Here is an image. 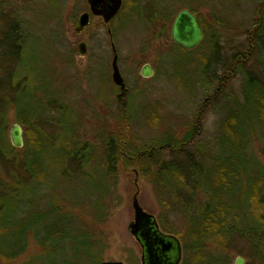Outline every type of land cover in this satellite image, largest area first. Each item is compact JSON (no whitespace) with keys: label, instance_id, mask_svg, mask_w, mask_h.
<instances>
[{"label":"rangeland","instance_id":"rangeland-1","mask_svg":"<svg viewBox=\"0 0 264 264\" xmlns=\"http://www.w3.org/2000/svg\"><path fill=\"white\" fill-rule=\"evenodd\" d=\"M121 5L120 13L108 25L109 35L102 18L97 16H91L81 31L74 30L77 17L88 10L86 0H0V29L11 24L22 28L27 42L24 55L30 61L23 71L37 87L44 88L47 83L50 86L46 97L37 103L41 105L37 129L40 149H45L41 152L44 166L60 160L62 149L78 148L76 136L80 143L92 145L86 148L85 173L77 171L74 181L80 186V200L85 202L98 195L99 186L114 182L107 199V219L95 227L101 232V261L141 264L140 245L128 229L134 217L132 198L136 194L142 209L156 219L161 208L151 184L137 167H126L122 158L109 179L105 181L101 177L104 168L101 154L105 149L102 143L114 144L116 136H121L128 143V149L136 152L149 146L175 143L190 133L191 140L183 149H199L200 152L194 150V158L211 162L218 151L222 117L232 99L239 96L241 87L240 74L229 76V47L245 42V33L251 30L258 13L264 21V0H134L133 4L132 0H122ZM160 7L170 18L164 32L157 34L161 22H149L148 16ZM182 8L199 16L207 31L224 23L217 29L220 33L218 56L211 51L205 36L192 50L173 44L170 26ZM146 23L151 27L147 28ZM80 42L85 44L84 53L79 52ZM111 42L126 84L121 100L116 99L117 90L109 79ZM144 64H149L153 71L149 77L140 74ZM252 65L248 61L246 68L252 69ZM202 67L206 68L205 73ZM54 101L57 108L49 114L42 113L46 104ZM8 119L7 135L16 123L13 111L9 112ZM25 128H21L23 145L14 149L17 152L25 149ZM253 149L264 165V144L254 141ZM167 153L163 157L170 158ZM64 167L72 169L67 164ZM69 173L70 177L74 175L73 171ZM64 185L68 197L72 196L73 181ZM40 192L43 196L38 205L42 207L46 201L43 197H49V192ZM73 199L70 197V201ZM79 213L87 215L85 208ZM84 214L80 218L89 221ZM176 227L183 230L184 221L176 223ZM174 236L181 248L179 264H183L187 257L183 243ZM64 245L63 257L67 264H77L80 258L74 256L71 244L67 241ZM236 250H224L228 259L230 252L231 264H235L237 257L247 264L246 256ZM40 253L41 249L31 240L26 253L9 264H39L41 260L35 258ZM53 261L55 264L56 259ZM79 264L96 263L82 259Z\"/></svg>","mask_w":264,"mask_h":264},{"label":"trees","instance_id":"trees-1","mask_svg":"<svg viewBox=\"0 0 264 264\" xmlns=\"http://www.w3.org/2000/svg\"><path fill=\"white\" fill-rule=\"evenodd\" d=\"M148 18L149 22H161L157 32L160 34L166 29L170 15L160 7L153 9ZM196 18L211 51L218 56L220 33L217 29L224 23L207 31L200 17L196 15ZM145 25L151 27L148 23ZM245 34L243 44L229 47V76L240 74L241 87L239 96L232 99L224 112L217 155L211 162L194 158V150L199 149H183L191 140L190 133L175 143L149 146L136 152L128 149V143L121 136H116L114 144L102 143L105 149H100L104 162L101 177L105 181L122 158L126 167H137L151 184L161 208L157 216L159 226L181 239L187 256L183 264H231L230 252L228 259L224 250H236L238 246L241 247L236 251L246 256L247 264H264V165L253 149L254 141L264 144V21L261 14L258 13L251 30ZM26 47L25 33L19 25L0 29V262L9 264L22 256L32 240L41 249L35 258L41 260L39 264H54V259L55 264H67L63 257L67 241L73 247L74 256L80 258L77 264L82 259L100 264L103 245L101 232L95 227L107 219V199L114 182L99 186L98 195L88 202L80 200L75 173H85L88 162L85 152L92 145L80 143L78 136L75 138L78 148L62 149L59 164L51 162L44 166L41 152L45 149H40L37 129L41 105L37 103L46 97L50 86L47 83L45 89L39 88L24 73L23 68L30 62L24 55ZM12 59L18 60V64L15 60L11 62ZM248 61L253 62L252 69L246 68ZM202 68L205 73L206 68ZM51 107L48 102L45 110ZM10 110L14 111L16 123L27 128L26 146L21 152L11 149L7 139ZM165 151L170 158L163 157ZM65 164L72 167V177ZM70 181L74 191L68 197L64 183ZM40 187L51 192L49 197H43L46 201L42 207L38 205L43 196ZM90 196L94 197L93 193ZM81 207L87 212L88 223L80 218L84 214L79 213ZM179 221H184L181 231L176 227Z\"/></svg>","mask_w":264,"mask_h":264},{"label":"water","instance_id":"water-1","mask_svg":"<svg viewBox=\"0 0 264 264\" xmlns=\"http://www.w3.org/2000/svg\"><path fill=\"white\" fill-rule=\"evenodd\" d=\"M88 10L82 12L74 26L75 31H81L90 22L91 16L101 17L103 23L108 27L109 22L119 11L122 0H86ZM204 34L197 21L196 16L186 8L180 9L174 16L170 26L171 40L185 50L196 48L203 40ZM111 48L115 52L113 43ZM80 53H84L85 44H78ZM140 74L143 77L152 75V69L149 64L141 67ZM112 81L123 93L125 84L117 65V54L112 60ZM10 142L15 148L23 145L22 129L14 123L9 131ZM133 220L128 224L131 235L136 239L142 248L141 264H179L181 248L179 241L172 234L161 233L156 217L146 212L139 205L137 195L132 198ZM100 264H126L121 261H101ZM235 264H243L241 257L235 259Z\"/></svg>","mask_w":264,"mask_h":264},{"label":"bare ground","instance_id":"bare-ground-1","mask_svg":"<svg viewBox=\"0 0 264 264\" xmlns=\"http://www.w3.org/2000/svg\"><path fill=\"white\" fill-rule=\"evenodd\" d=\"M122 6V5H121ZM121 8V7H120ZM118 13H120V9H119V11L115 14V16L111 19V21L113 20V19H115L116 18V16H118ZM110 21V22H111ZM109 22V23H110ZM109 29H110V27H109ZM174 43V42H173ZM175 44V43H174ZM177 45V44H176ZM177 46H179V45H177ZM180 47V46H179ZM180 48H182V47H180ZM183 49V48H182ZM194 49V48H193ZM185 50V49H184ZM192 50V49H191ZM188 51V50H187ZM15 60V62L17 63L18 62V60H16V59H14ZM14 60L12 59L11 60V62H14ZM18 64V63H17ZM151 67V66H150ZM10 70V63H9V65H8V67H7V71H9ZM153 72V71H152ZM121 74V73H120ZM122 76V75H121ZM20 77V76H19ZM123 78V77H122ZM123 82H124V84H125V81H124V79H123ZM112 84L113 85H115L114 83H113V81H112ZM115 86H117V85H115ZM118 87V86H117ZM118 89H119V87H118ZM125 90H126V84H125ZM124 90V91H125ZM119 92H120V89H119ZM121 93V92H120ZM124 93V92H123ZM123 93H121V94H123ZM121 96V95H120ZM122 97H123V95H122ZM121 97V98H122ZM58 100V99H57ZM56 100V101H57ZM59 101V100H58ZM56 102L54 101V102H51L50 103V105L52 106L49 110L48 109H44V111L42 112V113H46V114H49L50 113V111L52 110V109H56L57 107H56V104H55ZM65 105V104H64ZM66 106V105H65ZM67 107V106H66ZM10 111H13V110H10ZM9 111V112H10ZM14 112V111H13ZM49 112V113H48ZM9 114V113H8ZM41 115V114H40ZM40 115H38V117L37 118H39V116ZM16 124H18V123H16ZM19 125V124H18ZM20 126V125H19ZM21 127V126H20ZM22 128V127H21ZM10 131V130H9ZM6 135H7V132H6ZM7 139H8V142H9V145H10V147H11V149H19V148H15L12 144H11V142H10V137H9V133H8V135H7ZM21 148V147H20ZM42 187H44V185H42ZM42 187H40V189L41 190H45L44 188L42 189ZM45 191H47V190H45ZM47 192H50V191H47ZM51 193V192H50Z\"/></svg>","mask_w":264,"mask_h":264},{"label":"flooded vegetation","instance_id":"flooded-vegetation-1","mask_svg":"<svg viewBox=\"0 0 264 264\" xmlns=\"http://www.w3.org/2000/svg\"><path fill=\"white\" fill-rule=\"evenodd\" d=\"M111 32V31H110ZM117 54V52H116V50H115V52L112 50V59H111V62H110V80H111V83H112V60H113V56H114V54ZM117 65H118V55H117ZM119 68V67H118ZM120 71V70H119ZM121 73V72H120ZM114 89L115 90H117V93H116V99H118V100H121V97H122V95H124L125 94V92H126V90L124 91V93L123 94H121L120 92H119V89H118V87L117 86H115L114 85ZM121 95V96H120ZM159 225V224H158ZM160 229V228H159ZM161 231V230H160ZM161 233H163V234H166V233H164V232H162L161 231ZM166 235H168V234H166ZM140 245V244H139ZM140 248H141V246H140ZM141 253H142V248H141Z\"/></svg>","mask_w":264,"mask_h":264}]
</instances>
